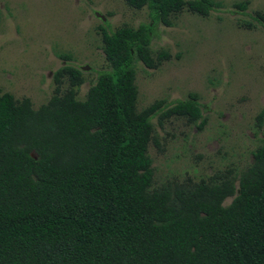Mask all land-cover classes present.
Wrapping results in <instances>:
<instances>
[{
    "label": "trees",
    "instance_id": "1",
    "mask_svg": "<svg viewBox=\"0 0 264 264\" xmlns=\"http://www.w3.org/2000/svg\"><path fill=\"white\" fill-rule=\"evenodd\" d=\"M123 1L146 8L151 23L103 30L109 70L84 99L83 74L69 64L38 108L0 92V264H264V143L240 172L153 187L152 119L184 118L199 130L206 120L194 93L136 106V63L157 69L170 59L151 50L153 25L171 27L183 11L207 17L219 4ZM254 126L264 130V109Z\"/></svg>",
    "mask_w": 264,
    "mask_h": 264
},
{
    "label": "rangeland",
    "instance_id": "2",
    "mask_svg": "<svg viewBox=\"0 0 264 264\" xmlns=\"http://www.w3.org/2000/svg\"><path fill=\"white\" fill-rule=\"evenodd\" d=\"M213 1L219 6L207 17L183 11L171 27L154 24L151 50H166L170 59L157 69L135 65L138 110L155 101L172 106L194 93L206 120L199 130V122L184 118L161 126L152 119L153 187L206 179L229 167L240 172L264 143V130L254 126L264 109V27L256 19L264 16V0ZM244 2L245 9L237 7ZM150 23L146 8L131 9L123 0H0V92L38 108L53 94V73L69 64L83 74L82 100L109 70L103 30Z\"/></svg>",
    "mask_w": 264,
    "mask_h": 264
}]
</instances>
